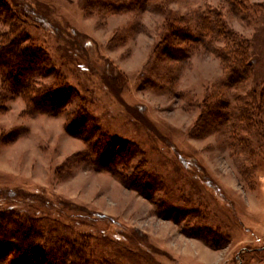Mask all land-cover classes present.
I'll list each match as a JSON object with an SVG mask.
<instances>
[{"label":"rangeland","instance_id":"obj_1","mask_svg":"<svg viewBox=\"0 0 264 264\" xmlns=\"http://www.w3.org/2000/svg\"><path fill=\"white\" fill-rule=\"evenodd\" d=\"M6 1L15 16L0 15V41L24 29L51 71L20 91L0 75V216L31 220L42 246L75 243L89 264H264V137L243 133L248 157L206 109L264 85V16L241 20L222 7L251 40L254 66L250 81L225 87L220 58L201 43L181 45L178 59L161 53L169 15L192 17L218 0ZM63 86L58 111L36 108L33 97ZM103 151L108 166L96 162ZM116 171L147 172L154 187L141 195ZM5 248L0 264L10 261Z\"/></svg>","mask_w":264,"mask_h":264},{"label":"trees","instance_id":"obj_2","mask_svg":"<svg viewBox=\"0 0 264 264\" xmlns=\"http://www.w3.org/2000/svg\"><path fill=\"white\" fill-rule=\"evenodd\" d=\"M137 1L141 4L152 1L155 5L160 6V2L157 0ZM97 4H112L111 7L117 8V3H114L112 0H97ZM224 4L227 5L228 10L232 14L238 16L241 20H246V18L252 20L254 17L253 21H255L259 15L264 16V7L261 4L252 3L250 0H218L216 4L207 3L205 4L206 7L193 10L192 17L169 15L168 27L162 35L163 43L165 41L166 43L161 53L163 56L178 59L179 56L175 57L172 53L180 49L179 47L181 45L187 43L185 47H188L189 42L201 43L202 46L220 58L225 68L226 74L221 81V85L225 87H238L240 83L250 81L254 74L252 61L253 45L249 38L235 31L226 22L222 11ZM0 15L10 20L15 16L6 0H0ZM13 32L15 33H13L10 39L5 40L4 37L0 41V75L4 79L5 85L7 83L8 86H12L11 88L20 87V91L24 90V87L26 89L32 84V80L37 71L44 72L43 74H49L51 68L46 65L39 66L42 62V59H39V54L42 52L41 48L26 45L25 42L30 37H27L24 29L21 28L20 30L16 26ZM218 41H221L224 45H216ZM35 62H37L36 67L34 65ZM256 86L254 85L252 90H248L244 98L234 97L233 100L235 102L233 100H221L215 106L212 103L206 106L209 113L216 114L218 117L220 116L221 122L229 125L228 139L230 143L234 141L231 143L232 148L240 152L243 150L244 154L248 157L251 156L252 150L249 148V140L245 136H250L255 130V134L264 137V121L262 120V116L264 115V85L260 89ZM51 90L50 93L48 91L44 92V98H41V100L38 95L33 97L32 101L35 103L36 108H45L42 105L47 104V109L58 111L61 105L64 104V101L69 99V86ZM218 107L225 109L221 111ZM69 124V130L75 129V126H71V123ZM105 153V151L102 154L100 153L99 156H102V159L99 157L96 160V162L98 161V166L109 165V161L107 162L105 160L107 156L104 155ZM126 153V150L123 151V154ZM90 157H93L92 154H90ZM116 172L118 173V179L123 184L135 189L141 195H145L147 191L151 192L154 187V184H151L147 172L142 176H140L142 174L141 172L138 173L139 176H136V173H132L134 176H127L123 171ZM167 206V204L164 207L162 206L163 209H160V212L164 209L162 213H165V211L170 212ZM10 214L16 215V213L12 212ZM16 216L17 218H13L12 216L7 218V214L0 216V221L2 218H6L7 225L12 227V230L8 232V236L0 228V243H4L6 246L5 251L3 250L2 252V256L9 255V264H89L88 260L86 261L84 259L81 248L75 251V243L70 241H59L57 244L60 245H57V247H53L51 242H46V246L45 244L42 246L41 241H46L45 235L36 229L28 218H24L19 214ZM16 226L29 227L33 230ZM189 234L191 236L193 233L190 232ZM213 235L214 232L210 230L206 233V236L209 237L208 240H210L208 241V245L212 248L213 246L216 247L219 242H216L219 240V237L217 235L213 237ZM68 256L71 257L70 260ZM66 260L69 262H66Z\"/></svg>","mask_w":264,"mask_h":264}]
</instances>
